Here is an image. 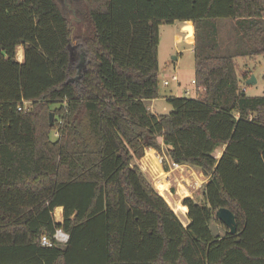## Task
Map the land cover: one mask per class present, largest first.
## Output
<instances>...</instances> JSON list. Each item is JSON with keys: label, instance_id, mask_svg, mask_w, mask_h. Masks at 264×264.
<instances>
[{"label": "trees", "instance_id": "obj_1", "mask_svg": "<svg viewBox=\"0 0 264 264\" xmlns=\"http://www.w3.org/2000/svg\"><path fill=\"white\" fill-rule=\"evenodd\" d=\"M76 2L80 36L57 0H0V264H264V95L234 60L264 59V0ZM176 20L193 26L195 98L155 115L159 26ZM148 148L208 179L202 203L182 200L186 226L134 163ZM56 229L67 243L41 245Z\"/></svg>", "mask_w": 264, "mask_h": 264}, {"label": "rangeland", "instance_id": "obj_2", "mask_svg": "<svg viewBox=\"0 0 264 264\" xmlns=\"http://www.w3.org/2000/svg\"><path fill=\"white\" fill-rule=\"evenodd\" d=\"M60 4L66 18L70 21L71 29L74 36H80L86 34L87 23L83 21L82 15L77 11L79 4L76 0H62L57 1ZM86 23V24H85ZM234 22L231 20H218V28L220 39L223 42L222 50L223 54H230V48H226L229 41L234 38L233 35ZM90 32V29H88ZM159 46H158V66H159V81L158 90H160V97H185L195 98V86L193 84L194 78V54L192 52L194 47L193 26L191 22L175 21L172 24L163 23L159 26ZM231 45V44H229ZM76 52H78V58L76 60V67L80 61V54H84L83 48L80 45H75ZM20 53H19V52ZM16 52L21 55V47H18ZM16 54V58H20ZM237 70L240 72L248 71L253 76L255 82L253 84L245 85L246 95L249 96H262L264 95V59L261 56L257 57H236L235 59ZM173 75L178 77L180 86L177 82L171 78ZM167 81L168 84L164 85L163 81ZM177 80V81H178ZM188 91V93H187ZM148 102H146V105ZM156 110H152L153 113L165 114L172 110L170 105L165 100L160 99L157 103ZM162 107L166 108V111ZM57 135V131H54ZM219 153H215L218 156ZM160 162V170H153L147 166V164H139L144 169L142 170L147 179L151 182L154 189L159 194L155 184L157 182H166L168 189L165 195L161 196L165 199L171 210L179 217L183 225L189 223L187 215L179 214L174 210L176 203H181L185 198H193L196 202H203L202 191L204 185L208 182V179L202 175L197 169L189 166L171 167L168 166V170H164L162 157H157ZM134 163H136L134 161ZM146 165V166H145ZM172 168V169H171ZM166 175V176H165ZM154 176V177H153ZM182 188H186L187 196H184ZM55 218V216H54ZM212 231L217 234H223L224 227L217 221L211 223Z\"/></svg>", "mask_w": 264, "mask_h": 264}, {"label": "water", "instance_id": "obj_3", "mask_svg": "<svg viewBox=\"0 0 264 264\" xmlns=\"http://www.w3.org/2000/svg\"><path fill=\"white\" fill-rule=\"evenodd\" d=\"M58 1V0H57ZM62 1V0H59ZM80 61L79 64L77 65V72H76V77H74L71 80H76L81 76V70L84 69L85 65V57L84 54H80ZM255 82V79L253 76H250L248 80L246 81V85L248 84H253ZM54 113L49 114V123L50 125L52 124ZM216 216L217 218L222 222V224L229 230L231 234L235 233V227H236V222H235V216L226 208H219L216 210Z\"/></svg>", "mask_w": 264, "mask_h": 264}, {"label": "crops", "instance_id": "obj_4", "mask_svg": "<svg viewBox=\"0 0 264 264\" xmlns=\"http://www.w3.org/2000/svg\"><path fill=\"white\" fill-rule=\"evenodd\" d=\"M18 47H21V55H19V57H21L22 59H24L23 58V48H22V46H18ZM17 47V48H18ZM17 50V49H16ZM192 52H193V50H192ZM17 53V52H16ZM18 55V54H17ZM18 59V58H17ZM18 61L19 62H22L23 60H21L20 58L18 59ZM166 81V80H165ZM164 82V81H163ZM180 81L178 80L177 81V85L178 86H180ZM160 99H162V100H165V102H167V99H168V97H160V95H159V98H157V99H153V100H148V101H146V102H148V104L146 105L147 106V108L153 113V111L152 110H156V108H157V102L160 100ZM163 108V110L164 111H166V108L165 107H162ZM153 114H155V115H157L158 113H153ZM224 148H221V149H219L218 151H217V153H219V155L218 156H216L217 158L221 155V151L223 150ZM149 151H153L154 152V155L155 156H157V157H159V155L156 153V151L155 150H153V149H151V148H148V149H146L145 150V153H144V156H143V158L142 159H140V160H135V162H136V164L140 167V169L141 170H143L144 168V166L143 167H141L139 164L141 163V164H143V163H145V164H147V166L149 167V169L150 168H152L151 167V162H150V160H145V156H146V154H147V152H149ZM166 162H167V164H168V166L170 165L171 166V163L168 161V159L166 158ZM149 163V164H148ZM179 166H187V165H179ZM172 167V166H171ZM190 167V166H189ZM172 169V168H171ZM165 171H167V170H165ZM143 172V171H142ZM145 174V173H144ZM165 193V192H164ZM186 207V206H185ZM60 210V211H58L57 212V214H55V211H54V213H53V217L55 216V220L57 221V222H62L63 221V219H62V208L61 207H57V208H55V210ZM186 213H187V207H186ZM186 213L184 214V215H186Z\"/></svg>", "mask_w": 264, "mask_h": 264}, {"label": "bare ground", "instance_id": "obj_5", "mask_svg": "<svg viewBox=\"0 0 264 264\" xmlns=\"http://www.w3.org/2000/svg\"><path fill=\"white\" fill-rule=\"evenodd\" d=\"M19 52V51H18ZM20 53V52H19ZM16 54H18V53H16ZM19 55V54H18ZM22 56V55H21ZM145 160L147 161V160H150V162H151V167L153 168V170H160V162L158 161V159H157V156H155L154 155V152L153 151H149V152H147V154H146V156H145ZM149 164V163H148ZM146 166V165H145ZM166 176V175H165ZM154 177V176H153ZM155 187L157 188V190H158V192H159V194L162 196L163 195V197H164V195H165V193L164 192H166L167 191V189H168V184L166 183V182H164V181H162V182H157L156 184H155ZM180 192L181 193H183V195L184 196H187V190H186V188H182V191L180 190ZM174 210L175 211H177L179 214H182V215H184L185 213H186V207H185V205H183V204H179V203H176V205H175V208H174ZM58 211H60V210H55V214H57V212Z\"/></svg>", "mask_w": 264, "mask_h": 264}, {"label": "built area", "instance_id": "obj_6", "mask_svg": "<svg viewBox=\"0 0 264 264\" xmlns=\"http://www.w3.org/2000/svg\"><path fill=\"white\" fill-rule=\"evenodd\" d=\"M173 81L177 82L178 77L176 75H173L171 78ZM164 85H167L168 82L164 81L163 82ZM188 93V91H187ZM24 105H26V102H24ZM21 107L19 106L17 109L19 110ZM172 167L176 168L179 167L176 164H172ZM53 240H51L50 238L46 237V236H41L40 239V243L43 246H47V247H51L53 245L59 244V245H64L65 243H67L69 237L68 235L62 230V229H56L54 235L52 236Z\"/></svg>", "mask_w": 264, "mask_h": 264}]
</instances>
